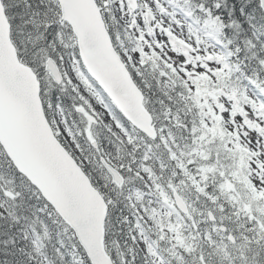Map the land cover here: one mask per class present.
<instances>
[{"label": "snow or ice", "instance_id": "6c2138e0", "mask_svg": "<svg viewBox=\"0 0 264 264\" xmlns=\"http://www.w3.org/2000/svg\"><path fill=\"white\" fill-rule=\"evenodd\" d=\"M0 264H264V0H0Z\"/></svg>", "mask_w": 264, "mask_h": 264}]
</instances>
